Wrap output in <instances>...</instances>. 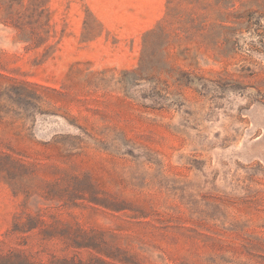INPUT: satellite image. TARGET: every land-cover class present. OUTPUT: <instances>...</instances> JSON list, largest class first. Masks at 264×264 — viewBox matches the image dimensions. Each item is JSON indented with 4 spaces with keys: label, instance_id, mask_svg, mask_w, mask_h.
I'll list each match as a JSON object with an SVG mask.
<instances>
[{
    "label": "rangeland",
    "instance_id": "1",
    "mask_svg": "<svg viewBox=\"0 0 264 264\" xmlns=\"http://www.w3.org/2000/svg\"><path fill=\"white\" fill-rule=\"evenodd\" d=\"M103 242L264 264V0H0V264Z\"/></svg>",
    "mask_w": 264,
    "mask_h": 264
},
{
    "label": "trees",
    "instance_id": "2",
    "mask_svg": "<svg viewBox=\"0 0 264 264\" xmlns=\"http://www.w3.org/2000/svg\"><path fill=\"white\" fill-rule=\"evenodd\" d=\"M35 228V225L29 226L27 229H24L23 225H17L15 224L14 230H31ZM77 245H83V246H92L93 248H98L99 244L94 243L93 241H88V243L83 242H76ZM103 247L100 249H97L100 254H102L103 257H96L95 260L98 261L100 264H141L139 260L136 258L135 255L128 254L126 250L119 249L117 247L110 246L106 244L105 242L102 243ZM61 263L63 264H83L79 259L76 260V258L72 257L70 259H61ZM11 264H33L32 261L29 260L27 256H23L20 263H11Z\"/></svg>",
    "mask_w": 264,
    "mask_h": 264
}]
</instances>
